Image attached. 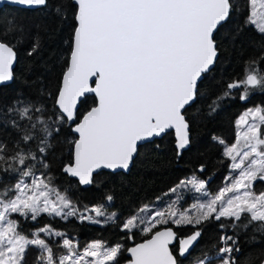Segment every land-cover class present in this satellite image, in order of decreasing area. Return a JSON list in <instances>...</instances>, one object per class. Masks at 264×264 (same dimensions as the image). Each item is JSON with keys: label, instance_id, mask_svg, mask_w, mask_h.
<instances>
[{"label": "snow or ice", "instance_id": "snow-or-ice-1", "mask_svg": "<svg viewBox=\"0 0 264 264\" xmlns=\"http://www.w3.org/2000/svg\"><path fill=\"white\" fill-rule=\"evenodd\" d=\"M71 2L75 24L67 67L55 97V120L45 118L43 105L8 109L28 121L21 137L24 143L38 140V151L45 154L53 132L58 134L65 123L69 124L77 138L69 141L72 159L63 172L78 178L80 185H91L99 169H128L138 142L171 129L175 131L179 155L190 143L183 111L197 96L198 80L215 62L218 53L214 32L229 19L236 7L234 0ZM0 4L42 9L48 0H0ZM247 10L245 25L264 35V0H248ZM38 47L36 42L29 55ZM16 55L14 47L0 39V82L13 78ZM258 63L249 61L243 79L228 83L223 96L242 88L239 99L246 100L254 90L264 91V71L256 66ZM87 94H94L96 103L81 115L78 103ZM216 104L213 101L211 110ZM12 124L18 127L15 120ZM236 127L233 144L214 138L224 146L223 155L232 173L215 194L208 190L207 181L193 176L169 189L176 199L163 208L153 210L144 205L123 222L122 230L130 239L136 229L151 234L127 249V264H179L169 247L177 234L169 225L195 229L179 240L180 256L190 252L202 234L199 226L205 222H220L221 229L255 227L264 232V192L254 190L255 182H264V107L247 109ZM37 159L35 153L23 149L6 156L5 146L0 143V168L20 176L11 187L0 189V264H27L31 249L37 251L35 264H119L124 251L120 244L108 246L97 240L81 250L78 241L51 225L25 233L23 220L39 221L44 216L62 220L77 217L93 224L115 223L118 219L116 213L106 214L104 205L85 207L84 211L94 216L81 213L67 193L54 185L51 176L36 175ZM40 166L48 168L47 163L41 162ZM28 177L30 182L25 180ZM183 190L197 194L188 209L178 206L184 198ZM57 237L60 242L56 247L62 250L59 255L53 247ZM234 251H240L237 240L225 232L220 236L217 256L205 255L198 264H213L214 259L219 264H237Z\"/></svg>", "mask_w": 264, "mask_h": 264}, {"label": "trees", "instance_id": "trees-1", "mask_svg": "<svg viewBox=\"0 0 264 264\" xmlns=\"http://www.w3.org/2000/svg\"><path fill=\"white\" fill-rule=\"evenodd\" d=\"M247 3L248 0H234L236 7L229 19L214 33L217 59L212 69L203 74L199 81L194 102L183 111L189 124L188 148L178 155L173 133L167 132L139 146L128 172L99 171L93 174L94 181L89 186H81L77 179L63 172L64 165L72 159V145L69 141L76 139L70 125L65 123L58 134L53 132L52 137H49L51 146L45 154H41L38 151V140L25 144L21 138L28 121L8 112L9 108L22 107L24 104L43 105L46 109L45 118L51 116L55 120V97L70 54L75 6L71 0H48L47 6L42 9L10 5L0 9V39L12 45L17 54L11 82L0 85V143L5 146V155L12 156L21 149L35 153L38 157L35 162L36 175L45 173L51 176L54 185L67 193L81 213L85 212V207L90 209L104 205L106 214L118 215L115 223L100 224L81 221L77 217L62 220L59 217L44 216L39 221L23 220L26 234L51 225L54 230L64 232L68 238L78 241L81 249L87 243L97 240L106 242L108 246L120 244L124 248L119 261L121 264L127 259L125 250L128 246L151 235L142 234L136 229L130 239L122 230L123 222L142 206L163 208L172 195L169 189L193 176L207 181V188L213 194L225 185V178L231 174L229 161L223 155L224 146L214 138L223 139L228 145L233 144L239 115L253 106L264 107V91L259 89L251 92L246 100L239 99L242 88L233 90L230 96H223L228 83L243 79L249 61H259L256 66L264 71V60H261L264 57V35L259 34L254 27L245 25ZM36 42L39 47L29 55ZM218 97L223 98L218 100ZM213 101H217L214 111L211 110ZM95 102L93 95H86L79 103V113H85ZM13 120L18 127L13 126ZM51 127L57 125L52 124ZM41 162L47 163L48 168L41 167ZM19 179V173L5 172L0 168V189L11 187ZM254 188L258 192L264 191V182L259 181ZM108 196L112 197L111 201L107 200ZM184 196L178 205L181 209L195 201L194 193ZM98 219L103 221L104 218ZM223 223L228 224V221ZM219 224L212 221L199 226L202 234L198 242L185 258H177L179 264H194L205 255L215 258L220 247V236L225 232L237 240L240 251L232 253L237 264L262 262L264 232L256 231L255 227L221 229ZM169 226L178 237L195 230L193 226ZM59 242L60 238L57 237L53 243L57 255L62 251L56 247ZM171 250L176 255L177 243L171 246ZM36 255L37 251L31 249L27 255V264H35ZM217 261L214 259L213 264Z\"/></svg>", "mask_w": 264, "mask_h": 264}, {"label": "water", "instance_id": "water-1", "mask_svg": "<svg viewBox=\"0 0 264 264\" xmlns=\"http://www.w3.org/2000/svg\"><path fill=\"white\" fill-rule=\"evenodd\" d=\"M5 5H10V6H17V7H21V8H25V9H37V8H30V7H27V6H22V5H17V4H0V9L3 7V6H5ZM224 23V22H223ZM222 23V24H223ZM216 32V31H215ZM214 32V33H215ZM218 53V52H217ZM217 56H218V54H217ZM216 59H217V57H216ZM216 59H215V61H216ZM15 63H16V59L13 61V65H12V76H13V68H14V66H15ZM214 64H215V62H214ZM214 64L210 67V70L212 69V67L214 66ZM209 70V71H210ZM208 71V72H209ZM207 73V72H206ZM205 74V73H204ZM202 77H203V74H202ZM202 77L198 80V83H199V81L202 79ZM62 79V78H61ZM12 80V79H11ZM11 80H9V81H3V82H0V85H5V84H8V83H10L11 82ZM94 86V85H93ZM87 95H93L94 96V94H87ZM95 97V96H94ZM83 99V98H82ZM81 99V100H82ZM95 100H96V97H95ZM80 103V102H79ZM79 103H78V107H79ZM96 103V102H95ZM193 103V102H192ZM191 103V104H192ZM190 104V105H191ZM190 105H188V106H190ZM95 106V105H94ZM188 106H186V107H188ZM93 107V106H92ZM185 107V108H186ZM184 115V114H183ZM69 125V124H68ZM170 131H172V133H173V137H174V147L176 148V136H175V131H174V129H171V130H168L167 132H170ZM166 132V133H167ZM75 136H76V134L75 133H73ZM164 134H162L161 136H163ZM161 136H158V137H152V138H149V139H147V140H145V141H141V142H138V147H137V152H138V149H139V146L140 145H143V144H145V143H148V142H151V141H153L154 139H156V138H159V137H161ZM77 138V137H76ZM189 139H190V134H189ZM188 146H189V144L184 148V149H182V150H180V154L183 152V151H185L187 148H188ZM176 150H177V148H176ZM179 154V155H180ZM136 155H137V153L134 155V158L136 157ZM134 158H133V160H134ZM132 163H133V161L130 163V165H129V168L128 169H123V168H117V169H99V170H97L96 172H94V174L95 173H97V172H99V171H102V170H104V171H109V172H112V173H116V172H124V173H126V172H128L129 171V169H130V167H131V165H132ZM68 175V174H67ZM70 176V175H69ZM71 177V176H70ZM72 178H74V177H72ZM75 179H77L78 180V178H75ZM81 186H89V185H81ZM173 231H174V229H173ZM175 232V231H174ZM194 232V231H193ZM192 232V233H193ZM192 233H190V234H192ZM190 234H188V235H185V236H182V237H178L177 236V238L172 242V244H170V249H171V246H173V245H175L176 243H177V253H176V256H177V258H181V259H183V258H185L188 254H186V255H184V256H180L179 255V247H180V245H179V240L180 239H182V238H185V237H187V236H189ZM150 238V236L148 237V238H146V239H149ZM145 240V239H144ZM143 240V241H144ZM198 240H199V238H198ZM198 240L194 243V246L196 245V243L198 242ZM143 241H140V242H137V243H135V244H139V243H142ZM135 244H132V245H130V246H128L127 248H126V250H125V256H126V260L124 261V262H122L121 264H127V261L130 259V254L127 252V249L128 248H130V247H133ZM194 246L190 249V251L194 248ZM175 255V254H174ZM260 264H264V259L262 260V262L260 263Z\"/></svg>", "mask_w": 264, "mask_h": 264}, {"label": "rangeland", "instance_id": "rangeland-1", "mask_svg": "<svg viewBox=\"0 0 264 264\" xmlns=\"http://www.w3.org/2000/svg\"><path fill=\"white\" fill-rule=\"evenodd\" d=\"M256 107H261V106H253V107H250V108H247V109H252V108H256ZM246 109V110H247ZM246 110H244L242 113H244ZM241 113V114H242ZM239 117H240V115H239ZM238 117V118H239ZM238 118H237V120H238ZM236 120V121H237ZM236 132H237V127H236ZM232 175V173L231 174H229L228 176L230 177ZM28 182H30V180L28 181ZM254 190H255V188H254ZM257 193H259V192H264V191H256ZM172 194V193H171ZM183 197H185L184 195H191V194H193V193H189V192H187L186 190H183ZM196 195L197 194H195V197H196ZM176 199V194H172L171 195V198L168 200V203L170 202V201H172V200H175ZM201 199H203L202 197H201ZM193 203H195V201L194 202H192V203H190L187 207H185L184 209H188V208H190V206L193 204ZM153 210L155 209V208H152ZM83 214H85V215H95V213H92V212H83ZM43 235V234H42ZM112 246H114V245H112ZM81 250H83V248L81 249ZM194 264H198V262H195ZM214 264H219V261H217V262H215Z\"/></svg>", "mask_w": 264, "mask_h": 264}, {"label": "flooded vegetation", "instance_id": "flooded-vegetation-1", "mask_svg": "<svg viewBox=\"0 0 264 264\" xmlns=\"http://www.w3.org/2000/svg\"><path fill=\"white\" fill-rule=\"evenodd\" d=\"M258 182H259V181H257V182L254 183V187H255V185H256Z\"/></svg>", "mask_w": 264, "mask_h": 264}]
</instances>
